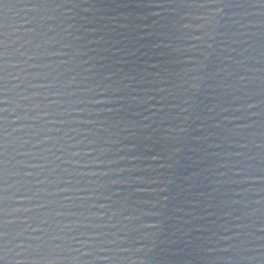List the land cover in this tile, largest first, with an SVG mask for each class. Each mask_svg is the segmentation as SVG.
<instances>
[{
	"label": "water",
	"instance_id": "water-1",
	"mask_svg": "<svg viewBox=\"0 0 264 264\" xmlns=\"http://www.w3.org/2000/svg\"><path fill=\"white\" fill-rule=\"evenodd\" d=\"M0 264H264V0H0Z\"/></svg>",
	"mask_w": 264,
	"mask_h": 264
}]
</instances>
